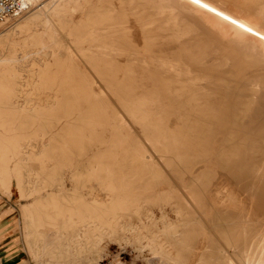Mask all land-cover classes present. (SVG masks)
<instances>
[{
	"label": "rangeland",
	"instance_id": "1",
	"mask_svg": "<svg viewBox=\"0 0 264 264\" xmlns=\"http://www.w3.org/2000/svg\"><path fill=\"white\" fill-rule=\"evenodd\" d=\"M53 1L39 0L0 27V255L6 250L14 256L3 264H229L217 261V247L232 264H241V257L245 261L259 258L257 252L262 244L258 239L264 237V228L249 232L244 219L253 224L264 222V55H250L244 47L230 44L218 27L211 36L205 26L212 14L227 21L230 16L236 20L249 17L246 14L251 15V9L240 8V4H254L256 0H196L201 7L193 20L202 26L193 43L199 44L201 51L187 63L197 74H211L204 85L213 93L206 94L204 90L196 98L179 100L173 92L178 79L164 76L159 68V59L175 57L179 44L171 41L167 31L143 27L149 13L139 0L131 6L126 4L130 44L134 45L126 48L131 52V60L125 64L129 72H111L110 84L79 56L73 41L85 32L66 26L63 19L72 17L78 22L81 11L75 10V5L85 8L88 4L72 0V5L76 2L72 15H62V21L55 15L33 13ZM135 6L144 14L130 11ZM251 35L262 40L264 22ZM51 39L60 45L55 52L58 58L44 61L42 45ZM199 39L205 44L196 42ZM210 40L223 42L221 55L228 57L230 64L210 65L217 57L213 54L205 56L201 64ZM65 47L81 61L79 67L91 82L88 89L63 61ZM141 59H146L147 64ZM255 81L262 87L251 91ZM17 85L25 89L22 98L6 92V88L17 89ZM93 91L97 98H92ZM144 92L159 95L149 112L168 133L173 132L168 140L170 151L164 157L145 140L142 125L128 114L135 112L129 106ZM26 101L32 102V112L38 113L37 117L17 106V102ZM90 103L96 107L92 111L87 109ZM25 145L30 146L24 151ZM141 154L150 155L153 162L148 158L142 161ZM231 154L237 156L230 157ZM178 155L182 156L178 158L182 165ZM146 161L153 163L151 170ZM27 172L32 175L30 183ZM120 185L122 188H117ZM120 190L129 199L138 197L143 209L156 216L157 192L161 193L160 199L166 200L158 205L171 226L165 232L161 222L156 223L157 229L151 226L157 244L164 242L167 234L175 233L170 243L161 246L162 251L152 255L138 243L131 245L136 235L115 227L121 236L111 237L106 228L100 234L92 224L89 231L93 237L80 241L79 253L64 245L74 209L104 220L109 210H116L114 193ZM167 199L182 204L181 216L170 209ZM130 215L129 221L137 226L136 215ZM55 228L59 236L51 238ZM203 229L206 238L200 239ZM140 232L148 236L146 230Z\"/></svg>",
	"mask_w": 264,
	"mask_h": 264
},
{
	"label": "bare ground",
	"instance_id": "2",
	"mask_svg": "<svg viewBox=\"0 0 264 264\" xmlns=\"http://www.w3.org/2000/svg\"><path fill=\"white\" fill-rule=\"evenodd\" d=\"M134 1L135 0H118L117 2H114L113 0H85V2L88 4L85 8H80L79 7L80 5L78 7H77V5H75V7H76L75 10H77V8H78V11L79 10L81 11V20H79L78 22H74L75 19H72V17L63 18L65 20L66 26H71V27L73 26V27H75L76 31H78L77 29H80V30H83L85 32V33L83 32L84 35L75 39L73 41V43L77 46L78 53L80 54L79 56L82 59V61H84L83 63L84 64L86 63L88 66H90L92 68L91 70L96 72V75L107 80L106 81L107 84H110L109 80L111 81V79H113V77H111V74H110L111 72L114 71L115 75L119 73V72L117 73V71H124V72H127V74L129 72L126 69L127 67H125L126 66L125 64H128L130 62L131 52L126 48H128L129 46H134V45L130 44L131 43V41H130L131 35H129V31L131 32V30L129 27L130 25L127 22L128 21L127 18L129 16V14H128L126 4H129V6H131ZM139 1L142 3V7L145 10H147V12L149 13L148 19H146V21H144L142 23L143 27L144 28H153L154 27V28L160 29V31L161 30L167 31L169 38L172 39L171 41L177 42L179 44V47H178V50L176 52L175 57H173L171 59H168V58L159 59V63H160L159 68L164 71L163 75L164 76H174L175 78L178 79V81H177L178 86L173 91L175 99L179 100L181 98H186V97H187V99L188 98L191 99L193 97L196 98L197 96H199L200 93L205 92L204 90H206L208 92V93L206 92V94H212L213 90L211 88L208 89V86L204 85V82H207L208 80L211 79V77H210L211 74H207V73L197 74V73L190 70L189 65L187 63L189 58H192V59L195 58L196 55H198V53L201 51V50H199L200 46H197L199 44L195 43V46H194V43H193V41H194L193 37H195L200 32V27L202 26L201 23L193 20L194 17L199 16L198 11H199V8L201 7V3H199V1H196V0H139ZM36 2H39V0H27L28 7L21 14L25 13L28 9L31 8V5H33V3H36ZM75 3H73V5ZM73 5H72V0H70V1L69 0H64V1H58V0L56 1L55 0L50 5L44 4L42 6H39L33 13L39 14V15H44V16L50 15V14L55 15L58 17V21H62L61 16L65 15L67 13H71L73 8H75ZM237 6H239V5L237 4ZM240 6H241L240 8H248V9L250 8L251 9V15L246 14L249 17L243 18V19H237V20L234 19L232 16H230V20L227 21L224 17H222L220 15L212 14L211 20L206 22L205 26L208 27V32L211 36L213 34H215L214 28L218 27L221 35L223 37L227 38L229 40L230 44H235L237 46L244 47L246 49L245 51L247 53L249 52L250 55L254 54L257 56H260V55L263 56L264 55V38L262 40H257V39H255V37H253L251 35V32L256 30L258 28V26L261 24V22H264V0H256L254 4L246 3V4H240ZM130 11H132L133 13H136V14H141V15L144 14L143 13L144 11L140 10L136 6L130 7ZM71 15H72V13H71ZM138 17H139V15H138ZM48 18H50V17H48ZM8 20H6L3 23H0V27L2 25H4L6 22H8ZM57 23H60V22H57ZM59 25H61V24H59ZM196 42L205 44L204 41L201 39H199ZM84 43H85V45H83ZM205 46H206V50L204 49V51H203V56H202V59L200 61L201 64L204 65L202 60L208 54L209 55L213 54V55L217 56L213 59V61H212L213 63L210 65L224 66V65L230 64L229 58L221 55V51L225 48V46H223L222 41L210 40L208 45H205ZM59 47H60V45L53 39H51L50 42H47V44H43L42 45L43 60L44 61H47L49 59L57 60L58 57H57V54H55V52L59 49ZM64 49L66 50L65 52L67 54H66L65 60H63V61H66L69 63L70 72H71V70L74 71L76 74H78V76L81 77V79L87 84V86L90 85L91 82H89L88 76L79 67V63L81 61L75 55H73V53L71 52L69 47H65ZM37 51H39V50L37 49ZM199 56H201V55L199 54ZM141 61L144 64H147L146 59H141ZM66 62H64V63L66 64ZM60 63L61 62H59V64ZM70 72H69V74H70ZM33 75H31V76L34 77ZM155 75H157V77H158V74H155ZM179 79H181V80H179ZM19 80L22 81V79H19ZM27 80H26V82H27ZM53 81H55V80H53ZM22 84H23V82H22ZM84 84H83V86L85 87L86 84L85 85ZM107 84H106V86H107ZM17 86H18L17 89H8L7 90V88H6V92L9 93V95H15L18 98H20V97L22 98L23 94L25 95V92H24L25 89L21 85H17ZM260 86H261L260 82L255 81V82L251 83L250 89H251V91H254V90L257 91L260 88ZM77 87H78V84H77ZM90 87H92V86H90ZM88 88H89V86L86 89H88ZM226 88H228V87H226ZM2 89L5 90L4 88H2ZM81 89H79V90H81ZM82 90H83V92L86 91L84 88ZM160 90H161V88H160ZM91 92H92V89H91L90 93ZM85 94H87V93L85 92ZM92 95H94L96 98L98 97V94L96 95L95 91H93V94H91V96ZM94 96H92V98ZM158 96L159 95H157L156 93L144 92L141 96H139L137 98L136 102H134L132 105L129 106L130 109L135 111V112H128V114L136 122H138L139 124L142 125V127L144 128L143 132H144L145 140L151 145L152 148H154L155 150H157L159 152L160 157H164L166 155L165 153L170 151V149L168 148V140L171 137H173V132H172V134L168 133L167 129L165 128V126H163L162 122L159 120H154L152 118L153 115L149 112L157 104V102L159 100ZM85 98L87 100V96H85ZM48 101H49V99H48ZM101 101L102 100L100 98H98V102L100 103ZM20 103L17 102V104H18L17 106L19 108H22L23 110H25L27 112H30V114L31 115L33 114L35 117L38 116V113L32 112V109H33L32 102L30 103L29 101H26L23 104L22 103L20 104ZM99 107L101 109L104 108V106L102 104H100ZM95 108L96 107L94 106V103H90L87 107V109L89 111H92ZM34 111H36V109ZM140 111H143V112H140ZM103 114H104L105 119L108 120V114H106L105 111ZM106 124H107V122H106ZM116 126L118 127L120 125L117 124ZM112 131H113V129H112ZM29 146L30 145H25V147L22 146L23 150L24 151L27 150ZM23 150H21V151H23ZM208 155H210V154H208ZM140 156L142 158V161H143V158L144 159L148 158L150 160V162L152 161V157L150 155L141 154ZM232 156H237V155L231 154L230 157H232ZM181 157L182 156L178 155L177 160L180 161L178 158H181ZM174 158H176V155ZM228 159H229V157H228ZM145 164H146V167H148L149 170H151V165L153 163L150 164L146 161ZM180 164L182 165L183 161H180ZM149 173H150V171H149ZM27 174L29 175L30 173L27 172ZM86 174H88V173H86ZM151 174H153V173H151ZM71 176H73V175H71ZM88 176H90V175H88ZM26 178L28 181L26 180ZM26 178H25V180L28 183H30L32 175H29ZM83 178H84V175H83ZM154 178H156V177H154ZM151 180H153V178ZM197 180H200V179H197ZM76 181H75V183H76ZM59 185L61 188L62 185L60 183H59ZM144 185H145V183H144ZM122 186L123 185H120L117 188L121 189ZM162 190H164V189H162ZM70 191H69V193H70ZM113 191H115V190L113 189ZM170 192H172V191H170ZM160 194H161L160 192H157V199L155 200V205H156V207L158 209V213H159L158 216L154 215L153 212H151L147 209H143L138 197H135L133 199H129V198H127V194L122 192L121 190L116 195L114 193L116 210H114V209L109 210V212L105 216L104 220L95 216L94 214H86L87 212L81 211L80 209H74L75 214L69 220L70 221L69 222L70 223V230L68 232V236L65 239L66 242L64 245L70 246L72 251L79 253L81 250V248H79L80 241L83 239L87 242V241L91 240V237H93V234H91L89 231V227H91L90 224H92V226L96 227V230H98L100 234H103L102 231L104 230V228H106L108 233H110L109 235H111V237H115V236L118 237L119 236L118 235L119 233L116 231L115 227L122 229L126 233L130 232L132 235L137 236V239L133 240L134 242L130 241L131 245H136L138 243V244L142 245L141 247L143 248L144 251H148L152 255L158 254L160 250L162 251L161 246L164 245L165 243H170L172 241L173 235H175L174 232H171L174 234L173 235L167 234L168 236H167L166 240L164 242H162L161 244H157L156 243V234H153L154 231L151 230V226L156 228L155 225L157 222H161L164 232L167 231L169 229V227L171 226L169 223L170 222L169 219H168V221H169L168 222L167 217L164 216L163 208L159 207V205H158L159 203H162V201H163V199H160V196H161ZM172 194H170V195H172ZM81 196H83V194H81L79 197H81ZM118 197H120V198H118ZM168 198H169V196H168ZM170 199H172V198H170ZM165 201H163V202H165ZM167 201H168V199H167ZM72 203L75 205L74 202H71V205H72ZM77 203H78V200H77ZM166 204L170 206V209L175 210L174 212L177 213V215L181 216V212L183 210L182 204H180L178 201H176L174 203V200H169L168 203H166ZM69 212H71V211H69ZM186 212H187V210H186ZM100 214H101V216L104 215L103 213H100ZM130 214L136 215L137 220H138L137 226H134L131 223L132 221L131 222L129 221L128 218H129V216H131ZM59 216H61V215L59 214ZM194 217L192 219H194ZM174 218H176V217H174ZM59 219H60V217H59ZM66 219H68V217ZM96 222H97V226L98 225H100V226L97 227L95 225ZM172 222H174V221H172ZM175 222H176V220H175ZM177 222H178V219H177ZM196 222H198V221H196ZM244 225L247 227L249 232L255 230L256 227L264 228V222H262V221H258L257 224H253V222H251L250 220L244 219ZM155 228H153V229H155ZM140 229L146 230L148 236H146V237L142 236ZM170 229H172V228H170ZM172 231H173V229H172ZM143 232H145V231H143ZM50 234H51V238H57L59 236L58 229H56V228L53 229ZM94 236H95V233H94ZM130 238H131V236H130ZM201 238L202 239L206 238V233L204 232V229L201 230L200 239ZM87 239H89V240H87ZM225 240H226V238H225ZM228 242L229 241L227 240L226 244H228ZM258 242L262 244L261 248L257 252V254H260L259 258L257 257L255 260L245 261L240 256L241 257V260H240L241 264H264V237L259 238ZM181 245H183V244H181ZM229 246H230V243H229ZM88 247H90V246H88ZM188 249H190V247ZM215 250H216V252H217L216 254L219 258V260L217 259L218 262H220V263L229 262V264H232L231 261L228 259L229 257L226 255L225 252H223L222 249L217 247ZM161 254H162V252H161ZM163 254H164V252H163ZM169 256L170 255L168 254V257ZM148 261H150V260L148 259Z\"/></svg>",
	"mask_w": 264,
	"mask_h": 264
},
{
	"label": "built area",
	"instance_id": "3",
	"mask_svg": "<svg viewBox=\"0 0 264 264\" xmlns=\"http://www.w3.org/2000/svg\"><path fill=\"white\" fill-rule=\"evenodd\" d=\"M27 7V0H0V23L20 15Z\"/></svg>",
	"mask_w": 264,
	"mask_h": 264
},
{
	"label": "crops",
	"instance_id": "4",
	"mask_svg": "<svg viewBox=\"0 0 264 264\" xmlns=\"http://www.w3.org/2000/svg\"><path fill=\"white\" fill-rule=\"evenodd\" d=\"M14 256L9 254L8 251L4 250V254L0 255V264L6 263L8 260H11Z\"/></svg>",
	"mask_w": 264,
	"mask_h": 264
}]
</instances>
